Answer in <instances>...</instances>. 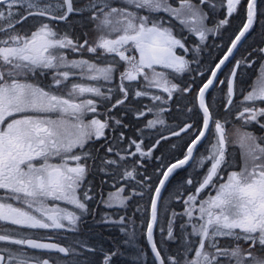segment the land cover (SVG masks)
I'll list each match as a JSON object with an SVG mask.
<instances>
[{
    "label": "snow or ice",
    "instance_id": "snow-or-ice-1",
    "mask_svg": "<svg viewBox=\"0 0 264 264\" xmlns=\"http://www.w3.org/2000/svg\"><path fill=\"white\" fill-rule=\"evenodd\" d=\"M128 253L264 264V0H0V264Z\"/></svg>",
    "mask_w": 264,
    "mask_h": 264
},
{
    "label": "trees",
    "instance_id": "trees-1",
    "mask_svg": "<svg viewBox=\"0 0 264 264\" xmlns=\"http://www.w3.org/2000/svg\"><path fill=\"white\" fill-rule=\"evenodd\" d=\"M237 23H238V21H237ZM253 79H254V77H253ZM180 175L183 176L184 173L181 172ZM109 190L110 191H114V189H106V191H109ZM103 211H104V209L101 208L100 212L103 213ZM141 243L144 244V243H146V241H142ZM121 259L124 260L122 257H121ZM148 259L150 261V257ZM125 260L128 261L129 263H132V255L130 253L126 254V259Z\"/></svg>",
    "mask_w": 264,
    "mask_h": 264
},
{
    "label": "flooded vegetation",
    "instance_id": "flooded-vegetation-1",
    "mask_svg": "<svg viewBox=\"0 0 264 264\" xmlns=\"http://www.w3.org/2000/svg\"><path fill=\"white\" fill-rule=\"evenodd\" d=\"M235 150H236V151H239V145H236V146H235Z\"/></svg>",
    "mask_w": 264,
    "mask_h": 264
},
{
    "label": "rangeland",
    "instance_id": "rangeland-1",
    "mask_svg": "<svg viewBox=\"0 0 264 264\" xmlns=\"http://www.w3.org/2000/svg\"><path fill=\"white\" fill-rule=\"evenodd\" d=\"M124 260L126 259V255L122 257ZM129 264H132V263H129Z\"/></svg>",
    "mask_w": 264,
    "mask_h": 264
}]
</instances>
